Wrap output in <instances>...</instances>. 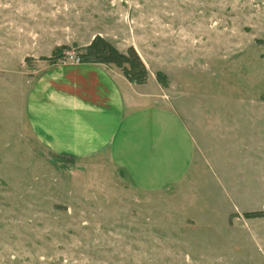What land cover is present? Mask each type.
Here are the masks:
<instances>
[{
	"label": "rangeland",
	"instance_id": "1",
	"mask_svg": "<svg viewBox=\"0 0 264 264\" xmlns=\"http://www.w3.org/2000/svg\"><path fill=\"white\" fill-rule=\"evenodd\" d=\"M95 34L135 47L190 130L155 189L28 121L42 65ZM0 264H264V0H0Z\"/></svg>",
	"mask_w": 264,
	"mask_h": 264
},
{
	"label": "crops",
	"instance_id": "2",
	"mask_svg": "<svg viewBox=\"0 0 264 264\" xmlns=\"http://www.w3.org/2000/svg\"><path fill=\"white\" fill-rule=\"evenodd\" d=\"M40 69L27 93V117L37 138L54 152L74 157L106 154L143 189H155L172 167L171 156L161 157V149L175 154L167 138L176 132L175 120L189 135L193 154L189 128L174 107L160 102L162 87L149 71L144 83H134L113 64L74 57Z\"/></svg>",
	"mask_w": 264,
	"mask_h": 264
},
{
	"label": "trees",
	"instance_id": "3",
	"mask_svg": "<svg viewBox=\"0 0 264 264\" xmlns=\"http://www.w3.org/2000/svg\"><path fill=\"white\" fill-rule=\"evenodd\" d=\"M79 52L77 57L80 62L113 64L121 70L129 82L144 83L147 79V67L133 45L120 50L102 35L95 34L86 45L79 48ZM65 155L63 153L57 156L63 159ZM261 215L262 212L243 213L246 218Z\"/></svg>",
	"mask_w": 264,
	"mask_h": 264
},
{
	"label": "built area",
	"instance_id": "4",
	"mask_svg": "<svg viewBox=\"0 0 264 264\" xmlns=\"http://www.w3.org/2000/svg\"><path fill=\"white\" fill-rule=\"evenodd\" d=\"M72 57H74V56H71V58H72ZM74 58H75V59H77V60L79 61V59H78V57H77V56H75Z\"/></svg>",
	"mask_w": 264,
	"mask_h": 264
}]
</instances>
